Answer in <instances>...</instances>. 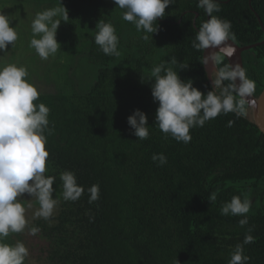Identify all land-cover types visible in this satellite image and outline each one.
Here are the masks:
<instances>
[{"label": "trees", "instance_id": "1", "mask_svg": "<svg viewBox=\"0 0 264 264\" xmlns=\"http://www.w3.org/2000/svg\"><path fill=\"white\" fill-rule=\"evenodd\" d=\"M6 1L13 14H24L20 22L27 25L23 30L18 23L10 25L18 40L0 53V67H25L28 81L40 92L34 103L50 109L45 176L55 178L53 188L63 189L60 174L70 171L85 189L78 200L61 203L51 227L37 221L50 251L45 263L26 259L25 264H228L248 228L255 240L243 245L244 255L249 264H264V135L245 114L233 112L190 129L187 144L156 125L151 70L161 62L174 58L177 62L166 67L204 94L213 90L219 95L230 83L225 80L214 90L204 71L203 50L192 47L210 18L198 0H175L147 40L123 20L124 10L113 0H61L69 15L56 36L66 50L64 66L57 62L60 50L41 61L30 47L36 13L60 7V0ZM218 3L220 11L213 15L231 23V40L239 46L257 44L242 54L257 96L264 87V0ZM99 20L115 27L118 57L105 55L95 43ZM218 56V69L228 65ZM79 62L87 67L85 82L75 75ZM56 77L58 84H53ZM136 109L148 118L146 140L137 139L127 123ZM160 153L167 157L162 167L152 161ZM93 185H99V199L89 203L87 190ZM233 196L252 202L244 227L238 223L242 217L221 214ZM13 234L3 242L17 243Z\"/></svg>", "mask_w": 264, "mask_h": 264}, {"label": "clouds", "instance_id": "2", "mask_svg": "<svg viewBox=\"0 0 264 264\" xmlns=\"http://www.w3.org/2000/svg\"><path fill=\"white\" fill-rule=\"evenodd\" d=\"M113 3L124 10L123 20L132 23L138 32L145 33L144 39L147 40V34L153 36L158 31V26L154 25L158 19L164 18L165 9L175 4V0H113ZM60 5L36 13L31 24L33 38L30 47L42 60L55 56L61 49L56 39L57 31L61 22L69 21V15L61 0ZM197 6L203 8L210 18L200 26L192 47L197 50L219 49L232 57L235 48L229 43L234 37L231 23L213 15L220 11L218 0H198ZM10 24L8 16L0 13V53H7L8 46H13L18 40V33ZM95 31L94 40L101 51L118 57L119 38L115 27L99 20ZM176 62L173 58L151 70V77L154 78L151 95L153 101L158 102L155 121L162 133L187 144L191 141L190 129L202 127L206 121L220 114H245L244 100L253 95L255 83L247 78L240 64L226 65L215 73V79L211 78L213 89L225 80L230 82L217 95L213 90L202 93L193 86L192 80L185 82L179 73L166 67L168 63ZM28 75L23 66L7 64L0 67V264H25L29 256L23 242H3L11 233H22L28 226L25 207L18 198L25 193L34 197L40 206L34 215L44 220H50L57 205L53 197L55 178L45 176L49 157L45 131L49 126L50 109L43 103H34L39 99L40 92L28 81ZM233 93L241 98L238 102ZM127 123L137 139L149 138L148 118L144 112L136 109L128 116ZM152 161L162 167L167 164V157L163 153L153 154ZM60 179L64 200L76 201L84 194L85 189L78 185L74 173L65 171L60 174ZM87 191L90 194L89 203L99 199V185H93ZM251 206L249 199L233 196L222 205L221 214L242 217L238 223L244 227L249 223L246 214ZM29 231L36 235L39 229L32 227ZM251 232L252 229L248 228L243 242L237 244L231 253L228 264H249L250 257L244 255L243 245L254 242Z\"/></svg>", "mask_w": 264, "mask_h": 264}, {"label": "rangeland", "instance_id": "3", "mask_svg": "<svg viewBox=\"0 0 264 264\" xmlns=\"http://www.w3.org/2000/svg\"><path fill=\"white\" fill-rule=\"evenodd\" d=\"M7 5H9V4L6 0H1V2H0V13L8 16V18L11 20L10 25L18 23V28L20 30L25 29L27 22L26 21L20 22V20L24 18V14L23 13L20 15L13 14L10 6H7ZM24 22H26V23H24ZM9 46L11 48V44ZM19 50H24L22 44L20 45ZM68 54H69V58H70L72 52L68 51ZM65 55H66V50H64L61 47L60 52H59V56L57 57V62H59L63 66H64L63 59H64ZM40 60L43 61L42 59H40ZM47 60H49V58ZM47 60H45V61H47ZM45 63L48 64L49 62H45ZM57 70H56V72L58 73ZM86 71H87V67L83 66V64L81 62H79V66H78V69H77L75 75L77 78L80 79V81L85 82ZM51 75H53V73ZM213 79H215V78H213ZM55 83L58 84L57 77L55 78V82H53V84H55ZM63 83H64V79L62 77H60L59 84L61 85ZM218 88H219V86L216 87L215 89L218 91ZM53 189H54L53 197H54V199L57 200V205L54 209L53 216L50 218V220H44L43 218L35 217L34 214L39 209L40 206H39L38 201L34 197L31 198L30 196H28L27 193H25L22 198H18L20 200V202L22 203V205L25 207V216H26V219L28 221V226L25 228V230L22 233H16L15 235L14 234L13 235H14V239L16 240V242H18V241L23 242L24 245L28 248L29 256L26 258L28 262H33V261L36 262L39 260L44 262L47 255H48V252L50 251L49 246H50L51 242H50L49 238L43 234L42 229L38 227L37 221L41 220L42 224L46 223L45 225L50 226V227L55 222V218L59 214V211L61 208V203L64 201V198H63V189H61L60 187H54ZM32 227H36L39 229V231L36 233V235H32L30 233L29 229Z\"/></svg>", "mask_w": 264, "mask_h": 264}, {"label": "water", "instance_id": "4", "mask_svg": "<svg viewBox=\"0 0 264 264\" xmlns=\"http://www.w3.org/2000/svg\"><path fill=\"white\" fill-rule=\"evenodd\" d=\"M250 1L251 0H249V2ZM259 23L262 26V23L260 21ZM229 43H231L235 48V53L232 57L227 56V54L225 53H221L219 49L203 50V57H202L203 67L206 76L208 78V81L212 87H213L212 79L216 78L215 73L218 72L219 70L215 59L218 53L222 54L226 58L228 65H232V64L234 65L238 63L243 67V61H242L243 52H246L257 45L255 44L251 46H239L232 40ZM262 43H264V40L260 44ZM206 59H207V63H205ZM244 102L246 104L245 117L250 122H252L257 127V129L264 135V87L259 95L257 96L252 95L250 97H247L245 98Z\"/></svg>", "mask_w": 264, "mask_h": 264}, {"label": "flooded vegetation", "instance_id": "5", "mask_svg": "<svg viewBox=\"0 0 264 264\" xmlns=\"http://www.w3.org/2000/svg\"><path fill=\"white\" fill-rule=\"evenodd\" d=\"M219 54H220V53H218L216 57H219V56H218ZM220 55H222V54H220ZM216 63H217V59H216Z\"/></svg>", "mask_w": 264, "mask_h": 264}]
</instances>
